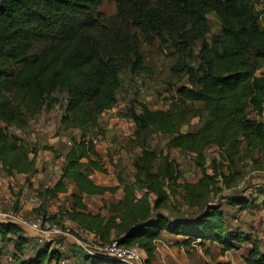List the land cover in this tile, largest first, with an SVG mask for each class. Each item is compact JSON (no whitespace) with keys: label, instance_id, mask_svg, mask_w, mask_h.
Segmentation results:
<instances>
[{"label":"trees","instance_id":"obj_1","mask_svg":"<svg viewBox=\"0 0 264 264\" xmlns=\"http://www.w3.org/2000/svg\"><path fill=\"white\" fill-rule=\"evenodd\" d=\"M116 1L120 26L123 30L129 26L137 29L145 42L156 37L163 46L171 42L174 48H189L201 40L194 58L198 67L178 60L172 69L174 75L187 78V86L176 90L179 100L174 107L151 111L141 105L139 112H127L137 132L144 136L171 134L203 112L207 116L201 127L176 135L170 144L200 155L207 144L229 150L242 141L246 149L257 146L264 154V123L249 118L247 112L264 98V74L256 76L264 66V28L259 27L258 16L238 6L236 0H161L163 5L157 8L141 0ZM98 2L0 0V124L5 129H0L2 169L9 177L33 173L34 161L29 159V152L6 131L27 128L28 121L43 111L46 97L62 91L67 99L60 125L79 130L80 140L72 143L58 181L45 190L44 196L56 199L68 192L69 183L74 185L72 206L65 211L69 222L91 234L99 245L116 242L144 252V264L153 260L155 243L163 232L185 240L215 242L223 253L235 250L249 241L248 236L228 227L221 206L205 201L212 184L208 177L185 185V197L199 207L195 215L186 218H168L147 205L141 206L143 202L135 200L129 187L124 188L120 201L108 206V217L90 213L84 204L83 197H99L115 190L98 186L88 178L92 171H106L87 137L97 130L99 116L116 105L119 64H125L133 73L146 71L134 38L120 30H102L93 16ZM210 13L218 19L221 34L211 43L203 39L209 31L206 16ZM173 16L190 25L188 37L181 34ZM37 46L46 48L32 55ZM196 103L203 107L195 108ZM148 160L150 163L151 158ZM262 163L264 166V160ZM156 188L162 197L154 209L164 197L159 182ZM228 200L235 207L246 204L241 197ZM18 229L0 222V234L18 235ZM56 258L55 250L44 247L20 264H44ZM243 260L245 264H264V254L256 242L251 243ZM85 264L122 263L86 253Z\"/></svg>","mask_w":264,"mask_h":264},{"label":"rangeland","instance_id":"obj_2","mask_svg":"<svg viewBox=\"0 0 264 264\" xmlns=\"http://www.w3.org/2000/svg\"><path fill=\"white\" fill-rule=\"evenodd\" d=\"M141 1L154 8L163 5L161 0ZM236 2L240 7L251 9L258 16L259 27L264 28V0ZM162 8L168 10L165 6ZM93 16L103 31L120 30L137 41L146 71L133 73L125 64H119L117 73L120 87L116 92V105L99 116L97 130L87 137L106 171L103 174L92 171L88 178L98 186L115 190L103 196L89 198L85 203L95 206V212L108 217V206L120 201L124 188L129 187L135 200L143 202L141 206L147 205L153 212H160L168 218H186L195 215L199 207L191 205V199L185 197V185L197 184L203 177H208L212 184L205 201L221 206L220 210L231 229L243 232L251 229L250 233L253 230L258 232L260 246L264 250V154L257 146L246 149L245 143L241 141L233 149L221 150L215 145L207 144L200 155L189 153L175 148L170 141L176 135L190 133L201 127L206 120V113L202 112L167 135H140L126 117L130 109L139 112L141 105L151 111H168L175 106L179 100L176 90L187 86V78L182 74L174 75L172 69L178 60L197 68L199 62L194 58L201 47V40L189 48H184L183 45L174 48L171 42L163 46L156 37L150 43L145 42L137 29L129 26L123 30L120 26L121 16L116 0H99ZM206 19L209 31L203 39L211 43L221 35L220 24L213 13L208 14ZM172 21L180 26L183 36H189L187 32L190 25L186 20L173 16ZM45 48L46 46L35 47L32 55L41 53ZM66 99L65 93L55 91L46 97L43 113L30 119L27 128H10L6 131L27 149L29 159L34 161V171L30 175L17 174V178H14L15 175L9 177L0 164V222L19 228L18 235L0 234V264H20L44 247L55 250L57 256L50 263L44 264H85L86 251L94 249L99 243L92 235H80L76 226L66 219L65 211L72 205L68 196L58 195L56 199L44 196L45 190L52 188L58 181L72 143L80 140L79 130L60 125ZM263 102L264 98H260L258 104L249 107V118L264 123ZM193 106L203 107L198 103ZM0 129L5 130L2 124ZM137 181L140 182V187L137 186ZM157 182L164 197L159 207L154 209V205L162 197L157 191ZM36 192L42 200L40 207H33L26 202ZM229 197L244 198L246 204L240 207L229 205ZM36 220L48 221L56 231L68 233V237L71 236L72 239H56L55 243L62 249H57L56 245L51 247V242L38 244L26 228ZM75 236L79 243L74 242ZM176 240L184 242V239ZM250 244L249 241L244 242L230 254L218 249L198 248L191 254L188 251L181 252L180 244L171 245L168 258L170 264H181L182 261L186 264L240 263V259L243 261L244 256H247ZM185 254L188 255L187 258Z\"/></svg>","mask_w":264,"mask_h":264},{"label":"built area","instance_id":"obj_3","mask_svg":"<svg viewBox=\"0 0 264 264\" xmlns=\"http://www.w3.org/2000/svg\"><path fill=\"white\" fill-rule=\"evenodd\" d=\"M26 202L31 204L33 207H40L42 204V200L37 192L31 194ZM26 228H28L36 242L40 245H45L51 242L53 245L51 247L56 245L57 249H62L60 245L55 243V240L59 238L72 239L71 236L68 237V233L63 234L62 232L56 231L55 228H53L46 220H36L29 223L28 227ZM79 232L80 235H91L81 231ZM74 242L79 243V241L76 240V236ZM86 253L89 255H99L105 258L113 259L121 262L122 264H144L143 259L137 249L124 248L119 246L116 242H113L109 245L98 244L96 247H94V249H88Z\"/></svg>","mask_w":264,"mask_h":264},{"label":"crops","instance_id":"obj_4","mask_svg":"<svg viewBox=\"0 0 264 264\" xmlns=\"http://www.w3.org/2000/svg\"><path fill=\"white\" fill-rule=\"evenodd\" d=\"M261 71V72H260ZM263 72V73H262ZM262 75L264 74V66L262 68H260L257 72H256V76L257 75ZM260 75V76H261ZM43 113V111H41V113L38 115V117ZM99 122V121H98ZM42 125V123H40ZM14 178H17V176L15 175ZM12 179V178H9V180ZM59 179V178H58ZM6 192L4 191V194ZM72 193H76V190H75V187L72 183H69V188H68V192L66 194H60V195H63V196H68V198H70V195ZM3 194V195H4ZM95 197V196H93ZM93 197H83V202L84 204L86 205L88 211L92 214H96L97 212H95V206L91 205V206H88L85 201H87V199L89 198H93ZM97 197V196H96ZM72 206V205H71ZM71 208V207H70ZM69 208V209H70ZM250 230L251 229H248V230H244V232L242 230L243 233H245L247 236H248V239H249V242L250 243H253V242H258L257 246L259 248V251L261 253L264 254V250H262L261 246H260V236H259V233H255V230H253V233H250ZM254 234V235H252ZM161 239L156 241L155 243V246H156V250H155V253H154V258L153 260L151 261L150 264H170V259L168 258V253L170 252V246L173 245H179L180 248H181V252L185 251L187 253V251L191 254L195 253V250L196 248H198V250H201V249H204V250H208V249H211V250H214V249H218V250H221V247L215 243V242H210V241H194V240H185V238H182V237H175L173 235H169L167 233L165 234H161ZM176 239H184L185 241L180 243L178 242ZM252 239V240H250ZM250 247H251V244H250ZM175 248V247H173ZM233 251H229V252H225V254H230L232 253ZM141 257L143 259H145V254L144 252L142 251H139ZM248 254V253H247ZM185 257L187 258L188 255L185 254ZM246 257V255L244 256ZM244 259V258H243ZM224 263V262H223ZM240 263L241 264H245L244 260L242 261L240 259ZM238 262H234L233 264H240ZM181 264H186V262L182 261Z\"/></svg>","mask_w":264,"mask_h":264}]
</instances>
